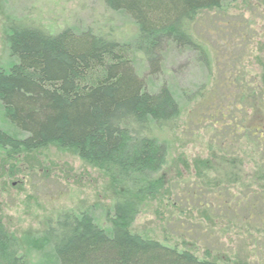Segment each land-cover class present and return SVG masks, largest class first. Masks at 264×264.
<instances>
[{
    "label": "trees",
    "instance_id": "trees-1",
    "mask_svg": "<svg viewBox=\"0 0 264 264\" xmlns=\"http://www.w3.org/2000/svg\"><path fill=\"white\" fill-rule=\"evenodd\" d=\"M226 1L230 0L105 4L136 22L137 47L156 62L164 45H193L189 26L195 16L218 10ZM6 37L17 62L0 70V101L23 138L0 129V149L9 156L51 145L69 150L99 170L113 191L109 228L88 211H67L47 228L46 240L57 264H223L215 256L198 258L189 249L130 228L143 203L156 199L164 188L162 169L169 151L157 133L174 127L180 115L170 88L150 91L124 46L91 31L67 28L53 34L23 26ZM262 70L255 86L248 75L228 79L234 103L244 104V116L221 123V133L208 143V156L195 158L191 168L199 186L207 189L206 196H212L206 207L218 215L225 211V217L243 226L239 235L244 249L224 264H264ZM200 210L211 220L207 210ZM19 250L17 240L0 230V264H29Z\"/></svg>",
    "mask_w": 264,
    "mask_h": 264
},
{
    "label": "rangeland",
    "instance_id": "rangeland-1",
    "mask_svg": "<svg viewBox=\"0 0 264 264\" xmlns=\"http://www.w3.org/2000/svg\"><path fill=\"white\" fill-rule=\"evenodd\" d=\"M23 26L113 38L124 46L150 91L167 86L175 96L179 119L157 133L169 151L162 169L164 188L156 199L143 203L131 230L189 249L198 258L215 256L223 264L242 251L243 226L225 217V211L218 215L206 207L212 196H206L191 168L195 158L208 156V143L221 133V123L244 116V104L234 103V89L226 82L239 73L257 85L254 81L264 68V0H230L218 10L200 11L189 26L193 45H164L156 62L138 49L136 22L123 10L109 9L105 0H0L2 71L17 62L6 36ZM0 129L23 138L1 101ZM112 197L105 176L69 150L51 145L9 156L0 149V230L17 240L19 254L29 264H57L45 232L60 214L88 211L109 228Z\"/></svg>",
    "mask_w": 264,
    "mask_h": 264
}]
</instances>
